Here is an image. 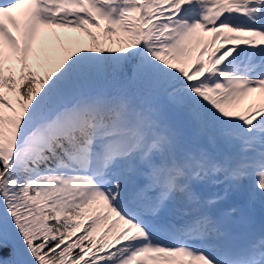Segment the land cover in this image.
<instances>
[{"label":"snow or ice","instance_id":"6c2138e0","mask_svg":"<svg viewBox=\"0 0 264 264\" xmlns=\"http://www.w3.org/2000/svg\"><path fill=\"white\" fill-rule=\"evenodd\" d=\"M0 264H264V0H0Z\"/></svg>","mask_w":264,"mask_h":264},{"label":"rangeland","instance_id":"374dc122","mask_svg":"<svg viewBox=\"0 0 264 264\" xmlns=\"http://www.w3.org/2000/svg\"><path fill=\"white\" fill-rule=\"evenodd\" d=\"M58 32L61 31V30H57ZM95 31V30H94ZM86 39V38H85ZM253 102H259V94L256 93V94H253L252 97L248 98L247 100L243 101V104L242 106H246L247 104L249 103H253Z\"/></svg>","mask_w":264,"mask_h":264}]
</instances>
